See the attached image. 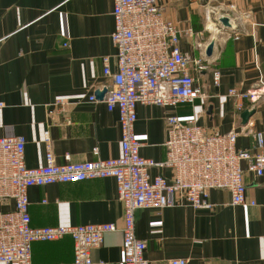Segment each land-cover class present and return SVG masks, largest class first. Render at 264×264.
Here are the masks:
<instances>
[{"label": "crops", "instance_id": "crops-1", "mask_svg": "<svg viewBox=\"0 0 264 264\" xmlns=\"http://www.w3.org/2000/svg\"><path fill=\"white\" fill-rule=\"evenodd\" d=\"M158 1L162 15L180 29L182 51L202 59L205 68L195 80L207 96L173 107L137 104L133 129L142 144L140 155L165 159V118L174 114H195L210 133L240 130L235 148L253 150L249 129L260 131L264 141V0ZM112 9V0H0V136L25 137L28 167L45 164V131L59 164L65 154L73 162L120 154L117 111L107 110L95 94L110 83L103 74L104 56L111 71L116 70ZM220 16H227L228 27L218 21ZM211 40L213 50L207 55ZM212 70L219 73L217 85ZM228 89L253 91L257 97L235 98ZM94 94L97 99L90 101ZM236 101L242 105L239 110L234 109ZM243 109L252 110L244 124L239 117ZM148 173L173 176L164 166H151ZM242 173L245 202L239 205L230 204L228 190L213 188L208 209H137L134 230L146 243L148 264L178 257L186 264H264V170L259 176ZM27 195L32 227L115 223L118 228L91 248L90 257L92 264H122L124 208L113 177L33 185ZM13 207V199L0 201V212ZM73 245L68 234L35 241L32 263L73 264Z\"/></svg>", "mask_w": 264, "mask_h": 264}, {"label": "built area", "instance_id": "built-area-1", "mask_svg": "<svg viewBox=\"0 0 264 264\" xmlns=\"http://www.w3.org/2000/svg\"><path fill=\"white\" fill-rule=\"evenodd\" d=\"M112 3L114 28L110 35L116 50V70L111 71L109 57L104 56L103 74L110 77V83L102 98L107 110L115 109L118 114L120 154L80 162L71 161L65 154L64 163L59 164L54 159L49 131H45V164L30 168L24 160L25 137L0 136V201H14L12 210L0 212V264H33V242L51 241L66 234L74 243L73 264H92L91 248L98 247L106 233L118 228L111 222L32 227L27 189L33 185L113 177L124 208V225L120 228L122 264H148L143 255L146 243L137 238L134 230L137 209L177 205L208 209L212 207L208 195L213 188L228 190L230 204L239 205L245 202L243 170L253 176L264 170L260 131H247L254 141L253 150L236 149L235 139L240 130L210 133L197 122L195 114L165 118L167 139L163 161L140 155L142 144L133 129L137 104L173 107L205 99L206 93L195 80L196 73L204 70L205 65L201 58H192L182 51L180 29L172 19L162 15L158 0H112ZM211 79L218 84L217 70H212ZM227 94L250 101L257 97L253 91L238 93L234 89H228ZM88 99L97 98L94 94ZM58 103L60 100H56ZM3 106L0 100V108ZM241 106L239 101L234 103L235 110ZM151 166L168 167L173 176H150ZM167 264H186V259L172 258Z\"/></svg>", "mask_w": 264, "mask_h": 264}, {"label": "water", "instance_id": "water-1", "mask_svg": "<svg viewBox=\"0 0 264 264\" xmlns=\"http://www.w3.org/2000/svg\"><path fill=\"white\" fill-rule=\"evenodd\" d=\"M218 21L225 27H228L229 26V23H228V18L227 16H220L218 17ZM213 44H214V41L211 40L208 42V44L206 45V50H205V53L207 55H210L212 53V50H213ZM106 92V88L104 89H101V90H96L95 94L97 97H102L103 94ZM252 114V110H246V109H243L240 114H239V117H240V121L242 124H244L247 120V118Z\"/></svg>", "mask_w": 264, "mask_h": 264}]
</instances>
